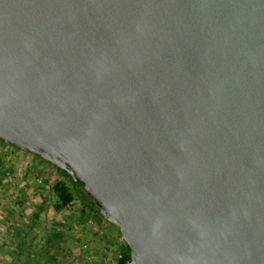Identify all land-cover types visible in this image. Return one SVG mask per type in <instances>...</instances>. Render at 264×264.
<instances>
[{
  "label": "water",
  "instance_id": "obj_1",
  "mask_svg": "<svg viewBox=\"0 0 264 264\" xmlns=\"http://www.w3.org/2000/svg\"><path fill=\"white\" fill-rule=\"evenodd\" d=\"M0 141L128 264H264V0H0Z\"/></svg>",
  "mask_w": 264,
  "mask_h": 264
},
{
  "label": "rangeland",
  "instance_id": "obj_2",
  "mask_svg": "<svg viewBox=\"0 0 264 264\" xmlns=\"http://www.w3.org/2000/svg\"><path fill=\"white\" fill-rule=\"evenodd\" d=\"M74 203L56 211L55 183ZM41 157L0 141V264H117L126 241Z\"/></svg>",
  "mask_w": 264,
  "mask_h": 264
},
{
  "label": "trees",
  "instance_id": "obj_3",
  "mask_svg": "<svg viewBox=\"0 0 264 264\" xmlns=\"http://www.w3.org/2000/svg\"><path fill=\"white\" fill-rule=\"evenodd\" d=\"M57 170L63 177L68 178L74 187L79 188L82 191L81 187L76 183H74L70 177H68L65 173L61 172L58 168ZM53 191L57 197V204L55 207L56 211L67 209L71 207V205L74 203L75 194L65 182L58 181L57 183H55L53 187ZM81 197L84 198L87 206H89L91 210L98 213L94 204L84 195L83 191L81 192ZM130 261H131V250L129 246L126 245V248L121 249V254L117 264H128Z\"/></svg>",
  "mask_w": 264,
  "mask_h": 264
}]
</instances>
